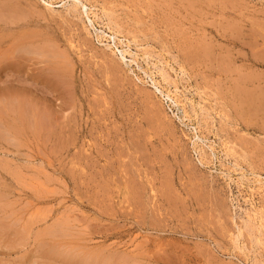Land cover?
<instances>
[{"label":"rangeland","instance_id":"rangeland-1","mask_svg":"<svg viewBox=\"0 0 264 264\" xmlns=\"http://www.w3.org/2000/svg\"><path fill=\"white\" fill-rule=\"evenodd\" d=\"M0 264H264V0H0Z\"/></svg>","mask_w":264,"mask_h":264},{"label":"bare ground","instance_id":"bare-ground-1","mask_svg":"<svg viewBox=\"0 0 264 264\" xmlns=\"http://www.w3.org/2000/svg\"><path fill=\"white\" fill-rule=\"evenodd\" d=\"M69 8V7H68ZM49 9V8H48ZM47 9V10H48ZM52 11V10H51ZM54 11V10H53ZM65 12V11H64ZM95 15V14H94ZM107 20V19H106ZM107 22V21H106ZM112 26V25H111ZM110 26V27H111ZM113 31V30H112ZM118 32V31H117ZM115 35V34H114ZM118 35V34H117ZM120 42V41H119ZM141 53V52H140ZM151 55V54H150ZM145 56V55H144ZM146 56H147V54H146ZM152 57V56H151ZM153 58V57H152ZM152 63V62H151ZM170 64V63H169ZM169 67H171V66H169ZM181 67V66H180ZM160 69V68H159ZM182 73V72H181ZM185 73V72H184ZM169 74V73H168ZM151 76V75H150ZM166 82V81H165ZM174 82V81H173ZM159 85V84H158ZM160 87V86H159ZM192 93V92H191ZM184 94V93H183ZM173 98V97H172ZM173 101V100H172ZM186 104V103H185ZM194 105V104H193ZM187 106V105H186ZM204 107V106H203ZM190 108V107H189ZM201 110V109H200ZM181 111V110H180ZM207 111V110H206ZM203 112V111H202ZM204 114V113H203ZM202 115V114H201ZM206 117H207V115H206ZM210 117V116H209ZM212 121V120H211ZM50 123H51V121H50ZM51 126H52V124H51ZM196 140V139H195ZM203 141V140H202ZM204 146V145H203ZM205 147V146H204ZM201 152V151H200ZM204 164V163H203ZM233 165V164H232ZM247 175V174H246ZM236 178H237V176H236ZM249 182V181H248ZM258 182V181H257ZM254 190V189H253ZM253 221V220H252ZM256 225V224H255ZM239 228V227H238ZM257 234V233H256ZM236 240H237V238H236ZM254 242V241H253ZM261 262V261H260Z\"/></svg>","mask_w":264,"mask_h":264}]
</instances>
